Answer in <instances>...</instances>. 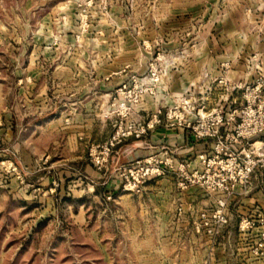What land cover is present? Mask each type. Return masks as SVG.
I'll return each instance as SVG.
<instances>
[{
	"label": "rangeland",
	"instance_id": "rangeland-1",
	"mask_svg": "<svg viewBox=\"0 0 264 264\" xmlns=\"http://www.w3.org/2000/svg\"><path fill=\"white\" fill-rule=\"evenodd\" d=\"M148 107L169 109L170 121L191 130L222 120L226 134L249 110L258 123L264 113V0H0V264H139L137 256L154 249L180 252L168 264H264V215L246 218L239 226L251 221L243 229L249 231H237L236 211L247 198L235 191L180 180L181 188L200 185L203 194L196 230L220 200L232 203L234 227L223 228L226 222L212 232H223L221 258L208 257L209 227H201L207 231L199 237L191 228L181 232L177 246L158 243L156 225L146 227L137 205L148 182L169 172L201 171L202 162L199 168L172 158L119 164L113 174L122 190L130 168L165 171L140 184V193L124 190L133 195L121 200L100 194L105 181L81 175L78 163L46 161L68 154V138L88 124L90 164L104 167L111 150L141 128L136 110ZM104 134L107 145L94 146ZM228 145L237 156L251 153L264 161V135ZM27 156L43 158L36 173L28 171L34 165ZM69 167L76 175L39 186L43 181L35 176L70 173ZM78 185L93 190L84 200L92 216L84 231L66 206L77 199L70 188ZM246 186L264 187L262 162ZM50 187L59 189L47 195L57 206L45 212L43 191ZM25 196L37 210L23 208ZM249 198L259 205L258 196Z\"/></svg>",
	"mask_w": 264,
	"mask_h": 264
},
{
	"label": "crops",
	"instance_id": "crops-1",
	"mask_svg": "<svg viewBox=\"0 0 264 264\" xmlns=\"http://www.w3.org/2000/svg\"><path fill=\"white\" fill-rule=\"evenodd\" d=\"M168 110L167 108L149 107L137 109L135 112L136 119L140 121V126L145 127L147 131L140 137L132 136L125 139L124 142L118 143L116 148L111 150L108 156V164L104 165V167L90 164L91 159L89 148L91 146L89 142L88 124L87 128L83 125L78 130L80 131L78 134L68 138V144L66 145L69 150L68 154L62 155V157L56 154H50L46 157V161L50 162L52 165L60 163L62 160L65 162L78 163L80 165V169L78 170H81V172H78L81 175H88L95 177L100 181H105V186L100 194H103L104 196L112 194V196H118L121 200L125 199V197H129V195H133V193L122 190L123 182L115 174H113L116 166L119 164L136 159L149 163L152 160H155V158H172L176 164L187 163L194 168L201 167V160L199 156L202 153L209 151L206 150V148H210L211 145H213V140L198 138L195 136V132L187 128L185 125H181L177 121H170L166 116L168 115ZM100 137L101 138L94 140L93 145L103 148V146L107 145V137L106 134ZM100 152L102 153V151ZM42 160L43 158L41 156H27L26 163L34 165L29 166L28 171L36 173V171H38L36 170V167L38 165L40 166ZM69 168L72 170L70 172L72 176L69 172H66V170L60 171L61 173H59L58 170H54V172L50 175H42V177L37 175L35 177L43 181L39 184V186H44L46 184L57 186V182L61 181L63 175H66L65 179L76 175L74 173V170L76 171V169L72 167ZM182 177L181 172H169L164 176L149 181L147 187L144 188L143 194L138 196L139 201L137 210L140 212L142 217H145L144 219L146 221L147 228L153 226L154 224L156 225L158 228V238L156 241L163 245H179L182 240L181 232L182 236H184V232H186L189 228H191L193 234L198 237L207 231L205 229L203 232H198L195 227L196 220L199 219L197 212L199 211L200 197L203 196V194H201V190H199L200 185L181 188L179 185ZM244 187L245 189H243ZM247 187L248 186H239L238 189L235 190L237 194L246 196L247 198V200L243 202V204L239 206V209L236 211L238 215L236 216L237 226L235 227L237 231L242 234L249 230L245 231L241 229L239 226L240 222H243L246 218L249 219L255 215H264V187H249V189H247ZM38 189L42 191V188L39 187ZM55 189L57 191L60 189V193L64 192L63 186L59 189L50 187L49 191H43V201L45 202L41 205V207L45 208V212L50 211L53 208L52 206H57L53 197H47V195L51 196L50 191ZM44 190L46 189L44 188ZM70 191L72 197L77 198L75 201H71V203L66 205L67 210L70 211L72 223L73 225L76 224L77 226H81L83 231L88 230L87 227L91 223L90 219L92 216L89 215L88 212L90 207L86 201L84 202V200L88 199L90 191L93 190L78 185L75 188H70ZM18 193H21V191ZM249 195L254 197L258 196L259 205L255 204V202L251 203V201L256 200H251ZM235 198L236 197H233L232 199L235 200ZM23 199V208L30 207L37 210V204L28 200L29 198L27 196ZM79 200H81L82 203L79 202ZM231 206L232 203L228 204L226 209L228 221L223 226L225 229H228V227H234V225H232V221H234L235 211L230 208ZM181 207L183 209L182 216L178 214V209ZM119 210L125 212L126 208L120 207ZM257 212L259 214H257ZM34 220L36 221V219ZM38 221H36V223H38ZM215 227L216 226L212 225L211 230L213 231ZM261 228L264 229V225H262ZM209 230L210 229H208V232ZM209 233V237H211L209 240L211 252L208 257H223V255H218L217 252L218 246H220V242H218V240L223 232L220 231L213 234L211 232ZM147 234H149L148 230L144 235L148 236ZM139 235L144 236L142 233ZM179 254L180 252L178 251L176 254H170L168 251L154 249L146 250L140 253L137 256V259L139 260V264H168L170 259L180 257ZM197 257L200 258V252H195L194 258Z\"/></svg>",
	"mask_w": 264,
	"mask_h": 264
},
{
	"label": "built area",
	"instance_id": "built-area-1",
	"mask_svg": "<svg viewBox=\"0 0 264 264\" xmlns=\"http://www.w3.org/2000/svg\"><path fill=\"white\" fill-rule=\"evenodd\" d=\"M250 111V110H249ZM244 112L243 123L239 125L237 130H230L222 133L223 124L219 122L216 125L209 126L206 123L196 124L192 127L195 136L198 138L212 139L213 149L202 153L199 157L203 165L201 171H195L192 174L182 173L183 178L188 182L205 183L213 191H222L227 194L234 193L238 185L246 186L255 173L256 167L264 161L256 159L251 153L237 156L230 150L229 143H236L242 145L245 140L249 139L251 135L260 134L264 135V113L258 123L252 121V112ZM147 130L145 127L135 130V136L140 137ZM120 135V134H118ZM125 135V134H124ZM113 144V142H112ZM108 150V149H107ZM136 169V168H135ZM165 171L159 167L150 168L141 166L136 171L131 169L122 174L126 179L123 189L126 191L141 192L140 184H142L150 176L164 175ZM227 203L225 200H220L218 208L212 213H203L201 215V222L203 225L198 224V232L201 227H209V232H213L212 225H221L226 223L227 220ZM182 207L178 209V214L182 215ZM264 222V218L262 219ZM242 229L249 228L251 221L247 222L246 226L241 224ZM264 240V233L262 234Z\"/></svg>",
	"mask_w": 264,
	"mask_h": 264
}]
</instances>
